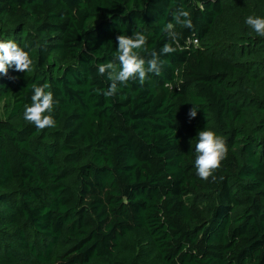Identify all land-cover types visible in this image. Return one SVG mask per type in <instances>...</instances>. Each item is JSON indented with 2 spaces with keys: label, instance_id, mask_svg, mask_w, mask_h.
Returning <instances> with one entry per match:
<instances>
[{
  "label": "trees",
  "instance_id": "1",
  "mask_svg": "<svg viewBox=\"0 0 264 264\" xmlns=\"http://www.w3.org/2000/svg\"><path fill=\"white\" fill-rule=\"evenodd\" d=\"M181 7L193 27L173 42L162 29ZM250 15L264 0H0V42L33 61L0 74V264H264V37ZM134 31L176 51L105 97L97 65ZM45 83L56 126L38 130L23 113ZM204 128L228 147L215 182L194 166Z\"/></svg>",
  "mask_w": 264,
  "mask_h": 264
},
{
  "label": "clouds",
  "instance_id": "2",
  "mask_svg": "<svg viewBox=\"0 0 264 264\" xmlns=\"http://www.w3.org/2000/svg\"><path fill=\"white\" fill-rule=\"evenodd\" d=\"M245 22L257 35L264 37V18L250 15ZM192 27L190 12L181 7L173 13V21L168 22L162 31L175 42L181 36L177 28L191 29ZM116 41L118 46L113 59L97 65L98 75L106 76L110 81V86L106 91L96 90L105 97L114 96L118 86L126 84L130 80H136L140 85H143L149 74L159 75L163 67L160 57L173 54L176 51L171 43H165L159 53L154 50L149 52L148 37L141 31H134L131 36L118 35ZM26 47L28 45L22 48L12 40L0 42V74L8 76L9 68L13 66L17 72L30 70L33 61L29 52L25 50ZM142 53H147L150 58L146 59ZM49 87L47 83L42 86L33 84L31 105H26L23 113L24 120L34 125L38 130L56 126L52 113L54 105L58 102L54 100L52 91H46ZM197 113L198 107L192 105L188 112L189 120L194 119ZM196 140L194 160L196 174L204 181L211 177L215 182L217 180L215 173L228 155L226 141L208 128L200 130Z\"/></svg>",
  "mask_w": 264,
  "mask_h": 264
},
{
  "label": "rangeland",
  "instance_id": "3",
  "mask_svg": "<svg viewBox=\"0 0 264 264\" xmlns=\"http://www.w3.org/2000/svg\"><path fill=\"white\" fill-rule=\"evenodd\" d=\"M4 103L0 104V117L3 115Z\"/></svg>",
  "mask_w": 264,
  "mask_h": 264
}]
</instances>
